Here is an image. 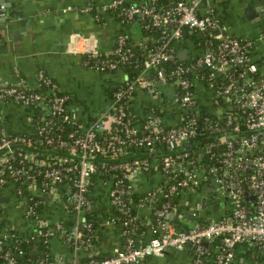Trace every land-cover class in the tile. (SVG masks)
<instances>
[{
	"label": "built area",
	"instance_id": "obj_1",
	"mask_svg": "<svg viewBox=\"0 0 264 264\" xmlns=\"http://www.w3.org/2000/svg\"><path fill=\"white\" fill-rule=\"evenodd\" d=\"M167 2L159 5L157 0H86L80 8L99 21L103 11L121 16V21L143 18L144 26L133 22L139 24L140 32L142 28L150 29L149 35L134 39L148 51L139 60L141 67L135 73L128 72L126 80L112 90L109 104L91 123L83 125L76 118L68 107L69 94L42 69L36 72L35 85L20 78L0 86L1 100L33 108L32 128L28 132H6L0 110V174L8 170L14 192L26 205L25 214L37 218V205H42L44 195L59 183L69 182L65 206L82 217L71 228L59 221L54 226L47 224L45 235L58 233L74 249L87 248L95 229L93 221L83 216L94 206L89 189L95 176L108 180L110 204L124 214L131 210L129 202L139 179L151 170L161 177L157 186L145 190L134 203L141 216L142 210H149L146 218L142 216L143 223L149 226L146 239L137 233L131 220L124 219L118 223L122 241L113 246L111 253L90 255L84 263L69 264H142L147 257L182 245L193 248L189 264H208V260L210 264H231L235 247L243 243L255 251L251 264H264V69L251 55L254 41L224 31L209 0L204 4L201 0ZM186 31L202 33L204 48L182 60L173 43L183 38ZM77 37L82 42H76L72 49L82 52L83 65L94 70H117L119 62H126L133 55V43L127 44L122 33H117L114 45L105 50L89 43L91 35ZM111 55L117 58L112 59ZM261 60L264 63V55ZM158 80L176 88L175 125L162 121L160 105L164 96L161 85L156 84ZM194 86L199 89V96ZM137 89L157 100L141 119L133 113L130 103ZM200 100L202 104L209 103L217 120L206 116L209 109L196 108ZM188 110H192L191 117L182 124ZM199 117L204 118L203 125L198 123ZM65 124L71 128H64ZM206 133L216 135L215 139L197 144L199 136ZM192 144L195 148H191ZM40 145L51 150L42 153ZM139 148L149 154L127 156ZM106 155L110 159L100 158ZM4 181L0 177V182ZM204 187L216 191L213 196L208 190L210 198L206 200L222 209L221 213L214 218L206 210L208 203L200 201L187 208L193 221L188 223L184 214L178 213L183 227L177 226L168 216L174 207V195ZM162 198L166 202L153 210ZM221 201L227 204H220ZM104 222L115 224L116 216L107 215ZM11 234L5 231L0 245ZM215 240L219 243L211 252L205 243ZM15 247V253H5L3 264H18L24 245L15 243ZM35 264L56 261L44 254Z\"/></svg>",
	"mask_w": 264,
	"mask_h": 264
},
{
	"label": "crops",
	"instance_id": "obj_2",
	"mask_svg": "<svg viewBox=\"0 0 264 264\" xmlns=\"http://www.w3.org/2000/svg\"><path fill=\"white\" fill-rule=\"evenodd\" d=\"M201 1V4L205 3V0ZM209 1L224 31L254 41L251 55L264 69L261 60L264 55V19H259L253 14L254 7L261 4V0ZM5 2L11 3L10 8L15 10L17 16H21L11 20L12 27L17 29L14 36L11 35V29H6L0 24V86L17 82L20 78H24L28 84L35 85L36 72L42 69L58 83L62 91L69 94L68 107L76 118L83 125L91 123L109 104L112 90L126 80L128 72L119 69L101 72L83 65L84 54L72 49L76 42H82L76 36L91 35L89 43L96 44L100 50H105L114 45L117 31L124 29L137 39L141 36L139 28L134 22L122 24L109 11H103L102 19L96 20L90 13L80 11L86 0ZM20 20L24 22L20 23ZM195 37L196 39L188 35L174 41L173 48L178 56L184 54V58L179 57L180 59L188 60L203 51L204 35L196 33ZM160 85L158 86L164 96V101L160 105L162 121L165 125H175L176 88L168 84ZM167 87L171 89L170 96L166 92ZM156 102V98L143 89H137L130 100L131 110L141 119ZM0 110L4 114L2 128L6 132L31 131L30 118L33 108L0 99ZM154 171L147 172L139 179L137 190L145 191L161 182L160 175H155ZM108 185V180L102 179V176H95L92 179L89 193L94 207L99 209L100 216L92 243L87 248L74 249L58 233L44 234L47 224L54 226L59 221L65 228H71L76 220L82 218L68 211L65 206L70 192L69 182L59 183L44 195L38 217L35 219L25 214L24 200L17 196L12 185L0 190V238L9 230L12 234L5 242L24 245L23 253L18 256L20 264H35L44 254H48L56 262L65 260L66 264L71 261L84 263L90 255L96 257L108 255L113 246L122 239L119 225L104 222L108 211L112 210ZM205 189L194 188L177 192L173 197L174 207L171 212L178 211L185 215L188 206L200 202L203 196L205 199L210 198L207 196L209 191L205 192ZM205 202L212 205L208 200ZM207 211L212 216L215 214L218 216L222 209L214 208ZM148 214L149 210H142V216L146 218ZM192 219L193 216L187 219V222H192ZM176 220H180L176 222L177 226L183 223L177 216ZM148 230L149 226L146 227L145 238L149 235ZM254 257L255 251L250 245L238 244L235 247V260L231 264H251ZM191 260L190 246L182 245L169 248L161 255L147 257L142 260V264H189Z\"/></svg>",
	"mask_w": 264,
	"mask_h": 264
},
{
	"label": "trees",
	"instance_id": "obj_3",
	"mask_svg": "<svg viewBox=\"0 0 264 264\" xmlns=\"http://www.w3.org/2000/svg\"><path fill=\"white\" fill-rule=\"evenodd\" d=\"M157 1H158L159 5H166V4H168L167 0H157ZM115 18L117 20H119L122 24H129V23H131L133 21H139V23H141L143 26L145 24V21H144L143 18H137L136 17V18H132L130 20H124V21H121V16H115ZM152 28L154 29L153 31H157V29L155 27H152ZM117 33H122V34L126 35L127 44L133 43V46H132L133 55L129 56L128 61H126V62H119V67H120L119 70H124L125 72H129V73L130 72L131 73H135V72L138 71L139 67H141V64L139 63V60L142 59L148 53V51L147 50H143L141 47H139L138 44L135 42L136 40L134 41V39H136V38L133 35H131L129 32L125 31L124 29H121V30L117 31ZM196 33H200V32H197V31H191V32L190 31H186L185 34H184V36L190 35V36H194V38L196 39V37H195V34ZM146 34L147 35L150 34V29L142 28L140 35L142 36V35H146ZM152 35H153V37L155 36L154 34H152ZM151 42H152V40L149 38V40L147 41V43H148L149 46H150ZM110 58L116 59L117 58V55H111ZM93 60H97V59L96 58H91V61H93ZM132 70H133V72H132ZM150 74H151V72H149L148 76H150ZM115 88H117V87H115ZM203 88L205 89L206 86L203 85ZM193 89L196 91V94L199 96V89L196 88V86H194ZM196 108H198L200 111L208 110L209 109V111L206 113V116L207 115L210 116V118H212V120H217V119H215V116H213V113H212L213 108L209 105V103L202 104V101L200 100V102L196 105ZM191 112H192V110H188L185 113L187 115V119L185 121H183L182 124L185 123V122H187L190 119ZM204 121L205 120H204L203 117H199L198 118V123L200 125H203L204 124ZM64 128L70 129L71 127L69 125H66L65 124ZM215 136L216 135H214V134H207V133L204 134V135H201V136H199V139L197 140V144H203L205 142H209L211 140H214L215 139ZM48 148H49V146L40 145L39 151L42 152V153H45V152L47 153L48 151L51 150V149H48ZM191 148H195V145L192 144L191 145ZM57 152L59 154L62 153V151L53 150V153H57ZM157 152L158 151H156V153ZM148 154H149L148 151L139 148V149H136L134 151H131L127 156L128 157H131V156H142L143 157L144 155H148ZM152 154H155V153H152ZM100 158H103V159L106 160V159H110V156L109 155H106V156H103V157H100ZM120 158H122V157H120ZM0 177H3L5 179L4 182H0V190H2L5 186H10L11 183H14V182H11L13 180H12V177L10 176V174H9V172H8L7 169H5L0 174ZM12 189L14 190L13 187H12ZM144 193H145L144 191H139V190H136V191L133 192V194L131 196V201L129 202L130 205H131L130 212L124 214L121 211H119L118 209L112 208V210H110L111 213L108 211L107 215L116 216V222H115L116 225H118V223H120V221H123L124 219L131 220L132 221V226L137 230V233L143 239H146L147 237L145 238L144 236H145L146 227L148 225H146L145 223H143V217L141 215L137 214V211H136L135 206H134V203H138L139 197L142 196V194H144ZM163 202H166V200L164 198L159 199L154 204L153 210L154 209H157V208H160L162 206V203ZM39 208H40V205H37V209L38 210H39ZM0 210H1V207H0ZM134 215H136L135 218H133ZM99 216H100L99 209L93 206L90 209V211L85 212V214H84L83 217L85 219H87V220H92L93 221V227L96 230V228H97V226L99 224V222H98V217ZM154 217H155L154 214H152V219H154ZM131 221H130V225H131ZM137 233H134V235H137ZM121 241H122V239H121ZM217 243H219V241L218 240H215L212 244L211 243L205 244V247L207 249H210V251L212 252L213 247ZM18 246H23V245L18 244ZM190 249H191V251L193 250V248H191V247H190ZM7 251L9 253H15L16 252L15 244H7L6 242H4L3 244L0 245V263H2V264L5 262L4 255H5V253ZM17 263L20 264L21 262L20 261H17ZM207 263L210 264L211 263V260H208Z\"/></svg>",
	"mask_w": 264,
	"mask_h": 264
},
{
	"label": "water",
	"instance_id": "obj_4",
	"mask_svg": "<svg viewBox=\"0 0 264 264\" xmlns=\"http://www.w3.org/2000/svg\"><path fill=\"white\" fill-rule=\"evenodd\" d=\"M5 1L6 0H0V5H2V7H0V24L2 26L6 27V29H11V35L14 36V33L17 32V29L15 27H12L13 24L11 23L12 22L11 20H15L17 17H20L21 15L17 16V14L15 13V10L10 8L11 7V3H7L6 4ZM253 14H255L257 16V18H259V19H264V0H261V4H258V6L254 7V13ZM19 22L23 23L24 21L20 20ZM179 57L180 58H184V54H179ZM132 72H133V70H132ZM126 77H127V75H126ZM161 83H162L161 80H158L156 82V84H158V85H160ZM166 92H167L168 96H170L171 89L167 87L166 88ZM208 190L210 191L211 189L206 188L204 191L206 192ZM211 192H212L211 194L213 196L216 195V191H214L213 189L211 190ZM200 201L201 202H205L206 201L205 197L203 196L202 198H200ZM220 204L224 205V204H227V203H225L224 201H221ZM212 205L211 206L208 205L207 209L214 210V208H215L214 204H212ZM177 215H178V211H174V212H170L168 216L174 222H178L180 220H176V216ZM184 216L187 219L191 218V214L189 212H186ZM213 217L216 218L217 215L215 214V216H213ZM179 226L182 228L183 224L179 223ZM240 261H242V259H240ZM56 264H66V261L65 260H61L60 262H56Z\"/></svg>",
	"mask_w": 264,
	"mask_h": 264
},
{
	"label": "rangeland",
	"instance_id": "obj_5",
	"mask_svg": "<svg viewBox=\"0 0 264 264\" xmlns=\"http://www.w3.org/2000/svg\"><path fill=\"white\" fill-rule=\"evenodd\" d=\"M135 23V25L139 28V24L137 23V22H134ZM139 35H140V32H139ZM193 205H191V206H188V208H191ZM237 264H241V263H237Z\"/></svg>",
	"mask_w": 264,
	"mask_h": 264
}]
</instances>
